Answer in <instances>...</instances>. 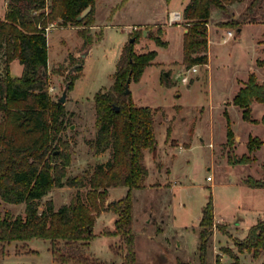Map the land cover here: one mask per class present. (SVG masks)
Returning a JSON list of instances; mask_svg holds the SVG:
<instances>
[{"label":"rangeland","instance_id":"1","mask_svg":"<svg viewBox=\"0 0 264 264\" xmlns=\"http://www.w3.org/2000/svg\"><path fill=\"white\" fill-rule=\"evenodd\" d=\"M250 1L229 4L226 12L212 10L207 23L209 63L196 64L195 72L190 70L194 65L187 68L182 61L181 30H187L183 9L178 21L170 26L166 24L167 11L180 8L189 0H95L100 10L98 27H92L94 21L90 22V17L85 24H69L74 28L62 26L58 19L46 29L48 65L44 75L54 100L58 101L64 90L69 69L83 59L81 75L67 91L63 103L67 112L63 136L70 142L71 152L67 176L90 171L108 157L107 153L96 154L90 146L96 133L93 95L111 86L123 46L131 35H136L133 49L137 54L149 50L157 52L140 79L129 83L134 104L154 110L157 143L155 154L144 150L148 171L144 186L131 191L132 230L139 235L135 264H176L178 261L202 264L199 222L209 199L222 223L214 222L212 226L204 261L264 264V251L259 255L261 258L253 257L247 251L240 253L237 245L244 240L251 222L254 223L255 211L264 209V188L254 189L243 183L249 176L264 180V149L249 153L254 159L247 164L229 163L227 156L230 153L233 158H239L248 154L243 139H247L249 133L258 135L262 142L261 138L264 139V126L245 122L231 102L236 82L240 84L250 73H254L259 82L264 79L263 68L257 64L258 59L264 58V0L255 10V21L245 20L240 33L222 25L234 18L241 20ZM143 22L150 24L143 26ZM143 28L147 30L145 36ZM81 30L89 36L86 44L79 33ZM229 30L233 31V36L224 41ZM156 36L166 45H157ZM83 53H86L84 58ZM4 58L0 51V72ZM21 72V63L13 59L9 63L10 75L16 77ZM75 73L77 71L72 75ZM164 73L172 83L170 86L162 83ZM184 76L188 77L187 82L182 81ZM225 108L232 130L227 144ZM259 110L260 107H256L255 116L259 115ZM75 190L68 186L54 187L42 200L51 198L57 208L68 203ZM122 191L123 187H117L112 194ZM24 208V203L0 199L1 214L10 211L23 215ZM107 214L99 218L98 224L112 216L111 211ZM236 220H239L237 226ZM259 220H264V216ZM28 241L35 251L20 256L17 263L51 264L49 241L38 238ZM94 247L99 264H118V257L107 255L101 243H95ZM115 250L125 252L121 245Z\"/></svg>","mask_w":264,"mask_h":264},{"label":"trees","instance_id":"2","mask_svg":"<svg viewBox=\"0 0 264 264\" xmlns=\"http://www.w3.org/2000/svg\"><path fill=\"white\" fill-rule=\"evenodd\" d=\"M6 1L7 11L0 20V51L5 57L0 72V199L24 203L25 208L23 215L10 211L0 213V253H4L11 242L38 238L49 241L54 264H98L85 254V248L95 237L96 216L108 210L116 215V220L114 229H104L103 234L119 235L121 249L125 251L124 262L135 264L131 191L144 186L148 174L144 150L155 154L157 143L153 108L135 105L131 93L124 94V85L127 78L138 81L157 52L149 50L137 54L133 49L136 35H131L123 46L111 86L93 95L96 133L90 146L96 154L107 153L108 157L90 171L67 176L71 163L70 142L63 136L67 112L64 104L49 94L44 75L47 69L46 27L58 19L61 25H82L90 17L93 22L95 0H51L47 11L45 0ZM240 1L189 0L184 6L182 18L187 30L183 34L182 61L187 68L208 63L207 23L212 10L226 12L229 4ZM261 2L251 0L241 20L234 18L222 25L237 30L245 20L254 22L255 10ZM89 4L90 12L77 21V15ZM79 33L86 44L89 36L84 30ZM154 40L157 45H166L159 36ZM13 59H18L22 65V72L16 77L9 73V63ZM82 62L83 59L74 64L77 67L73 72L77 73H69L68 90L81 75ZM257 64L264 71V58L258 59ZM162 83L172 84L165 73ZM254 102L264 103V79L259 82L256 75L250 73L232 103L241 108L244 120L258 123L251 115ZM223 114L227 118V144L231 141L232 130L227 111ZM259 122L264 124V114ZM262 143L258 137H250L246 143L248 154L233 158L228 153V162L251 163L254 158L249 153ZM262 167L264 169V164ZM243 183L264 187V180L252 176L244 178ZM63 186L76 189L68 203L56 208L51 198L42 200L54 187ZM111 187L128 190L121 198L107 202ZM213 224V205L209 199L203 206L199 222L202 264H209L203 257ZM237 245L240 253L247 251L258 257L264 251V220L253 224ZM178 264L184 262L178 261Z\"/></svg>","mask_w":264,"mask_h":264},{"label":"crops","instance_id":"3","mask_svg":"<svg viewBox=\"0 0 264 264\" xmlns=\"http://www.w3.org/2000/svg\"><path fill=\"white\" fill-rule=\"evenodd\" d=\"M186 4H181V7L178 8H172V9H169L167 11V22L166 24L168 26L172 25V22L171 24L169 23L168 19H169V16L172 12L174 11H177L181 14V10L184 8ZM95 6V11H94V26L92 27H98V25H100L101 22H99V15H100V10H99V4H94ZM6 11H7V1L6 0H0V20L4 19L5 17V14H6ZM143 26L145 25H149L150 23H146V22H143L142 23ZM68 25V26H67ZM102 27L104 26L103 24H101ZM62 26H65V27H73V26H70L69 23L66 24V25H62ZM209 26V25H208ZM245 25H242L241 28H240V32L243 30V27ZM135 24L133 25V29H135ZM74 28V27H73ZM129 28V27H127ZM146 29H142V34L143 36H145L146 34V31H144ZM182 31V41H183V34L185 33V29L181 30ZM131 32V31H130ZM145 32V33H144ZM209 32V31H208ZM238 32V33H240ZM47 35V34H46ZM207 38H208V52H209V35H207ZM121 53V52H120ZM119 53V55H120ZM119 58V57H118ZM118 60V59H117ZM208 63H209V56H208ZM208 63L206 65H208ZM48 65V64H47ZM248 74V73H247ZM247 80V79H246ZM246 80H243L239 83L236 82V89L233 93V96H232V99L234 97V95L236 94V92L238 91V89L242 86V82L246 81ZM263 80V79H262ZM261 80V81H262ZM70 91V90H69ZM232 99H231V102H232ZM227 103H229L230 101H225ZM226 103V104H227ZM240 113H241V118H242V110L240 107H238L237 105H235ZM256 107H260V110H259V115L258 116H255L254 112H255V109ZM251 115H252V118L253 119H256V120H259L261 119L262 115L264 114V103H259V102H254L252 103L251 105ZM226 110V108L224 109ZM227 111V110H226ZM243 119V118H242ZM244 120V119H243ZM245 122H248L250 124H256V125H262L264 126V124H262L261 122H258V123H253V122H250V121H246L244 120ZM236 134H238L237 132H234ZM239 138H242L240 136V134H238ZM258 135L256 134H252V133H249L248 134V138L247 139H243V143L245 144V147H246V142L248 141V139L250 137H256ZM259 137V136H258ZM261 138V137H260ZM263 140V143L262 145L254 150L253 152H251L252 154L255 153V152H259L261 151L262 149H264V139L261 138ZM181 147H179L180 149ZM264 163V162H263ZM212 179V178H210ZM255 179H259V177L255 178ZM250 187V186H249ZM117 188V187H111L108 189V198H107V202H110L112 200H115V199H119L121 198L122 196H124L126 193H127V188L126 187H123V191L121 193H118V194H112L113 190ZM251 188H254V189H261V188H264V187H251ZM139 189V188H138ZM110 212L108 210H104L102 212H100L97 216H96V219H95V222H94V226H93V232L95 234V237L93 239H91L86 248H85V254L88 255L90 258H92L93 260L97 261V259L95 258L96 254L94 253L95 251H93V247L95 245V243H101L102 244V247H103V250L107 252V255H113V256H117L118 260L116 263L118 264H126L124 262V252H116L115 248L121 244V238L119 235H105L103 234V231L104 229H109V230H113L114 229V222L116 220V215L112 212V216L109 217L107 216V218L101 220V223L98 224V220L99 218L102 216V215H108L107 213ZM255 214H256V219L253 223V221L251 222V226L253 224H255L260 218H262L264 216V209H260V210H256L255 211ZM214 222H218V223H222V220L218 217L217 214H214ZM239 225V220H236L235 221V226ZM250 226V227H251ZM249 227V228H250ZM216 231V229L214 230V232ZM138 239H139V235H137L135 233V238H134V248H135V253H136V258L138 257ZM23 247H26V249H23ZM95 248V247H94ZM96 252L98 251L97 248H95ZM34 248H32L30 245H29V241H26V242H21V241H16V242H11L10 244H7L6 245V248H5V252L4 253H0V264H20V263H17V258H19L20 256H23V255H27V254H30V252H34ZM49 251H50V246H49ZM51 254V252H50ZM222 255V254H221ZM258 258H261V256H259ZM111 261V258L109 259ZM233 261H231L230 263L228 264H232ZM106 263V262H105ZM51 264H54L53 263V259H52V255H51ZM99 264V262H98ZM178 264V262L176 263Z\"/></svg>","mask_w":264,"mask_h":264},{"label":"water","instance_id":"4","mask_svg":"<svg viewBox=\"0 0 264 264\" xmlns=\"http://www.w3.org/2000/svg\"><path fill=\"white\" fill-rule=\"evenodd\" d=\"M90 10H91V5L89 4V5H87L78 15H77V17H76V19H77V21H80V20H82L89 12H90ZM144 31H146V30H144ZM236 32L238 33V32H240V28H238L237 30H236ZM145 33V32H144ZM131 41H133V38H131L130 39ZM81 56H83V58L86 56V53H83V54H81ZM77 67V65H74V66H72L70 69H69V73H72L73 72V70L75 69ZM129 83H130V78H127V80H126V83H125V85H124V94H128V93H130V89H129ZM67 91H68V82H66V84H65V87H64V90H63V92H62V94H61V96L59 97V99H58V101L60 102V103H64L65 102V100H66V95H67ZM116 110L118 109V107L117 106H115L114 107Z\"/></svg>","mask_w":264,"mask_h":264},{"label":"built area","instance_id":"5","mask_svg":"<svg viewBox=\"0 0 264 264\" xmlns=\"http://www.w3.org/2000/svg\"><path fill=\"white\" fill-rule=\"evenodd\" d=\"M48 3H49V0H45V7H44V9H45L46 11H47ZM173 13H174V16L172 15V13H171L170 16H169V23H170V24H171L172 22L178 21V20L181 18V14H180L179 12L174 11ZM46 29H47V27H46ZM226 36H227V37L224 38V41H226V39L231 38V37L233 36V31H231V30L227 31V35H226ZM190 70L193 71V72H195V71L197 70V69H196V66L194 65ZM182 81H183V82H187V81H188V77H187V76H184V77L182 78ZM208 178H209V177H208Z\"/></svg>","mask_w":264,"mask_h":264},{"label":"bare ground","instance_id":"6","mask_svg":"<svg viewBox=\"0 0 264 264\" xmlns=\"http://www.w3.org/2000/svg\"><path fill=\"white\" fill-rule=\"evenodd\" d=\"M173 13V12H172Z\"/></svg>","mask_w":264,"mask_h":264}]
</instances>
